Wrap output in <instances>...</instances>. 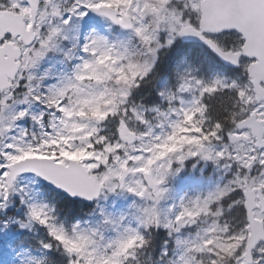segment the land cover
<instances>
[{
    "label": "snow or ice",
    "instance_id": "6c2138e0",
    "mask_svg": "<svg viewBox=\"0 0 264 264\" xmlns=\"http://www.w3.org/2000/svg\"><path fill=\"white\" fill-rule=\"evenodd\" d=\"M0 264H264V0H0Z\"/></svg>",
    "mask_w": 264,
    "mask_h": 264
},
{
    "label": "trees",
    "instance_id": "16d2710c",
    "mask_svg": "<svg viewBox=\"0 0 264 264\" xmlns=\"http://www.w3.org/2000/svg\"><path fill=\"white\" fill-rule=\"evenodd\" d=\"M53 197V199H56V197H54V196H52L51 194H49V197ZM81 207V210L82 211H87V207L86 206H84V205H81L80 206ZM59 219H64V212L63 211H60V213H59V217H58ZM71 215L69 216V219H68V222H71Z\"/></svg>",
    "mask_w": 264,
    "mask_h": 264
},
{
    "label": "rangeland",
    "instance_id": "374dc122",
    "mask_svg": "<svg viewBox=\"0 0 264 264\" xmlns=\"http://www.w3.org/2000/svg\"><path fill=\"white\" fill-rule=\"evenodd\" d=\"M49 198V197H48ZM51 199H53V197H51Z\"/></svg>",
    "mask_w": 264,
    "mask_h": 264
}]
</instances>
